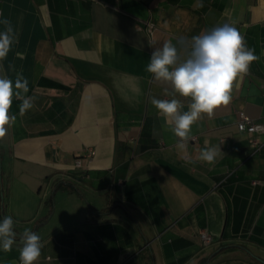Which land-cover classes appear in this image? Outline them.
I'll list each match as a JSON object with an SVG mask.
<instances>
[{
    "label": "crops",
    "instance_id": "obj_1",
    "mask_svg": "<svg viewBox=\"0 0 264 264\" xmlns=\"http://www.w3.org/2000/svg\"><path fill=\"white\" fill-rule=\"evenodd\" d=\"M0 10L18 37L0 75L23 73L36 97L24 115L13 100L0 140V220L12 216L17 234L0 264H19L25 229L41 237L36 264H264V133L236 125L239 111L264 124V0H0ZM223 23L259 59L181 151L150 102L173 98L170 85L146 66L164 41L179 47ZM206 142L221 147L214 164L199 160Z\"/></svg>",
    "mask_w": 264,
    "mask_h": 264
},
{
    "label": "clouds",
    "instance_id": "obj_2",
    "mask_svg": "<svg viewBox=\"0 0 264 264\" xmlns=\"http://www.w3.org/2000/svg\"><path fill=\"white\" fill-rule=\"evenodd\" d=\"M199 7H203L200 3ZM4 26L0 31V62L7 58L13 44L18 42L17 34L8 19L0 20ZM179 43V42H178ZM255 49L247 45L245 37L231 23H223L203 31L190 39L183 40L178 47L171 41H164L151 54L146 71L156 81L170 85L166 94L171 99L152 97L150 102L178 138L176 147L184 151L192 139V126L205 115L212 117L221 106H227L233 98L234 83L249 73L251 64L258 60ZM0 72L3 65L0 63ZM29 82L23 73L17 72L15 79L0 75V140L7 134L8 127L17 117L10 114L13 100H20L19 113L24 115L34 107L35 96H28ZM179 95L188 98L187 110ZM222 153L220 146H206L200 151L199 160L214 164ZM16 221L12 216L0 220V249L11 251L16 242L14 231ZM19 264H36L41 256V237L25 229L21 235Z\"/></svg>",
    "mask_w": 264,
    "mask_h": 264
},
{
    "label": "built area",
    "instance_id": "obj_3",
    "mask_svg": "<svg viewBox=\"0 0 264 264\" xmlns=\"http://www.w3.org/2000/svg\"><path fill=\"white\" fill-rule=\"evenodd\" d=\"M0 15H1V10H0ZM147 29H148V31H152L153 24L151 22H147ZM238 115H239V120L236 124L238 130L247 132L249 134L264 133V124L263 123L254 121L244 111H239ZM257 143L258 142L256 140L251 141L252 146H255ZM89 153H92V151H90ZM79 165H80V159H79V157H76L75 166H79ZM200 237H201L204 244H208L212 240L211 236L205 231L200 232Z\"/></svg>",
    "mask_w": 264,
    "mask_h": 264
}]
</instances>
